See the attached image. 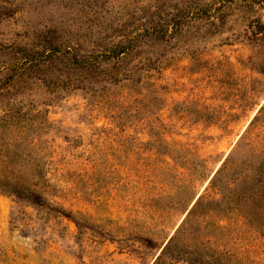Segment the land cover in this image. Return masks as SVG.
Listing matches in <instances>:
<instances>
[{
  "label": "rangeland",
  "instance_id": "obj_1",
  "mask_svg": "<svg viewBox=\"0 0 264 264\" xmlns=\"http://www.w3.org/2000/svg\"><path fill=\"white\" fill-rule=\"evenodd\" d=\"M252 128L264 0H0V264H264V179L212 186Z\"/></svg>",
  "mask_w": 264,
  "mask_h": 264
},
{
  "label": "trees",
  "instance_id": "obj_2",
  "mask_svg": "<svg viewBox=\"0 0 264 264\" xmlns=\"http://www.w3.org/2000/svg\"><path fill=\"white\" fill-rule=\"evenodd\" d=\"M133 44L132 42H129L128 44L125 45V43H118L115 44L109 53V57H113V58H117L118 61L122 62L123 57L122 54L124 53H129V51L132 50ZM78 65L83 68L86 67L84 65V60L83 59H78L77 60ZM15 79L13 82H11L10 86L11 88L13 87H17V85L22 81L23 77L21 75H15ZM8 113H6L4 116H15V115H19L17 114L16 111H13V106H11V104H8ZM256 118H259V116H257ZM256 120V119H255ZM252 124H254L252 122ZM253 128L248 130V133L244 136V138L246 139V142L248 143V145L253 149L252 150V158H250L247 161H241V163H239V159L234 156L233 154H230L223 166L218 170V172L215 174L214 178L212 179V186H216V185H221L220 189H222L223 191L225 190L222 186V183L224 184V180L229 181L230 183H237L239 181L243 182L244 184L247 183L250 180H257V179H264V175H262L261 173L258 174L257 176H254L255 174V167L258 165L257 159L255 158V156L258 154L259 156L264 158V140L262 141V143L258 146L257 144H255L254 142V137H253ZM6 185H9L6 183ZM1 187V186H0ZM3 189H6L5 186H3ZM230 190H235V192H237V190L234 188L230 187ZM15 192H17L18 194H21L23 191L22 190H15ZM25 194L24 196L28 197L29 199H31L33 202H37L39 203L40 201V194L37 190L29 188V189H25ZM239 193V192H238ZM226 195V193L224 194ZM252 202H253V198L251 196V194H248V192L244 191L242 193H239V197L236 201V203L234 204V206L232 207L233 214L232 217L235 218V220L238 222L240 219H245L247 221V223H249L250 225H254L256 224L261 232V234H264V228L263 226L259 225L256 221L255 216L251 213L250 211V207H252ZM170 243V242H169ZM169 243L165 246V248L163 249V254L165 253V251L167 250V248H169ZM162 255L158 256V259H160Z\"/></svg>",
  "mask_w": 264,
  "mask_h": 264
}]
</instances>
